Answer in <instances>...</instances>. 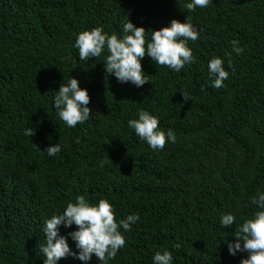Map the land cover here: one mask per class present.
<instances>
[{"label":"trees","instance_id":"16d2710c","mask_svg":"<svg viewBox=\"0 0 264 264\" xmlns=\"http://www.w3.org/2000/svg\"><path fill=\"white\" fill-rule=\"evenodd\" d=\"M188 2L0 0V264H44L45 221L80 194L91 203L106 199L117 221L140 216L131 231L120 228L126 246L108 264H153L164 250L172 264H239L246 257L230 255L226 241L257 210L250 198L264 192V0H210L191 12ZM127 16L149 29L147 36L173 18L190 21L199 31L188 41L195 62L176 72L146 55L149 81L136 87L105 73L104 55L79 60L81 31L102 27L122 36ZM233 40L242 54L232 52ZM213 57L229 72L219 89L208 77ZM71 76L87 89L91 109L74 128L53 106ZM140 110L156 116L161 130L171 128L176 142L153 150L141 141L128 127ZM26 128L35 134L25 136ZM56 143L61 150L49 156L44 149ZM228 213L236 221L225 228L220 221ZM73 230L61 226L60 234L78 252ZM57 264L100 261L69 255Z\"/></svg>","mask_w":264,"mask_h":264},{"label":"clouds","instance_id":"9594fccd","mask_svg":"<svg viewBox=\"0 0 264 264\" xmlns=\"http://www.w3.org/2000/svg\"><path fill=\"white\" fill-rule=\"evenodd\" d=\"M210 0H191L184 5V9L191 12L197 7H207ZM183 11V10H182ZM123 35H109L102 27L81 31L75 40V47L79 52L80 61H88L90 58L98 59L104 55L105 73L113 74L122 82H131L136 87H142L149 80L144 76L141 61L147 55L156 65L166 66L179 72L186 64L195 62L192 50L188 47V41H196L199 31L192 23L185 19L181 22L173 18L170 24L159 29L151 30L147 36L143 26H136L127 16L121 24ZM232 52L240 55L244 48L239 46L236 40L231 41ZM105 52L107 53L105 55ZM228 65L232 67L231 52L226 53ZM208 77L213 88L224 87V81L228 79L229 72L224 67V60L213 57L208 65ZM234 70V69H233ZM184 101L190 99L189 94L182 91ZM90 96L87 89L79 86L78 79L71 76L67 84L61 83L55 97L54 108L59 118L69 127L74 128L78 123H84L91 115L89 108ZM138 119H129L128 127L133 129L141 141L153 150H163L170 140L176 142L174 131L169 128L166 132L159 128V120L148 111L140 110ZM35 134L33 128H26L24 135L32 137ZM44 150L49 156H55L61 149L58 143L51 144ZM251 203L257 206V210L251 217H242V223L235 228L234 241H226L228 252L235 256L238 252L246 253L239 264H264V192L252 196ZM140 220L137 214H130L124 219L116 220L114 209L106 199H100L97 203H91L85 195L75 197V202L67 203L66 208L60 214H54L47 219L43 232L46 243L39 246V252L44 257V264H57L60 259L69 255L87 262L93 254L100 264H108L114 260L120 249L126 246V240L121 233L131 231V226ZM236 217L224 214L221 217V225L225 228L235 224ZM75 230L68 236L76 244L78 252H74L67 241V237L60 234V227ZM179 249L181 245H174ZM173 256L168 250L156 251L153 256V264H172Z\"/></svg>","mask_w":264,"mask_h":264}]
</instances>
